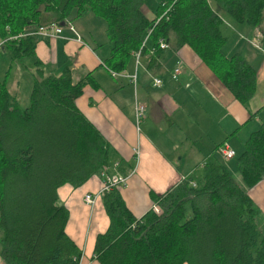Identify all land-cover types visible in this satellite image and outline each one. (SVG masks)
Here are the masks:
<instances>
[{
    "label": "trees",
    "instance_id": "16d2710c",
    "mask_svg": "<svg viewBox=\"0 0 264 264\" xmlns=\"http://www.w3.org/2000/svg\"><path fill=\"white\" fill-rule=\"evenodd\" d=\"M169 3L160 1L148 21L141 13L144 0H0V38L24 34L7 40L0 58L5 52L10 62L33 57L37 67L28 107H20L7 87L10 67L0 81L4 263L78 264L81 252L66 234L69 212L58 190L81 187L111 160L110 145L75 105L87 83L96 86L91 74L73 83L69 67L57 75L46 71L36 58L37 37L28 33L91 13L106 22V65L116 72L143 40L140 54L153 67L163 51L157 41L168 44L173 37L176 47L187 46L246 108L255 91V70L240 56L223 54L224 20L261 28L263 36L264 0H176L156 21ZM237 154L238 180L215 155L163 194L150 193L158 214L150 209L136 218L118 189L104 193L109 227L95 239L97 264H264V235L255 227L258 211L248 194L264 179V122L248 133Z\"/></svg>",
    "mask_w": 264,
    "mask_h": 264
},
{
    "label": "crops",
    "instance_id": "0c3cea01",
    "mask_svg": "<svg viewBox=\"0 0 264 264\" xmlns=\"http://www.w3.org/2000/svg\"><path fill=\"white\" fill-rule=\"evenodd\" d=\"M159 2L151 9L145 3L141 7L148 21L153 20ZM71 22L79 39L67 29L55 39L40 36L36 58L46 71L56 75L69 67L73 83L91 74L96 86L87 83L75 105L110 145L109 167L127 177L118 193L134 217L142 216L153 207L150 193L161 195L173 188L203 162L213 159L222 143L233 153L239 152L248 133L264 120L261 28L235 26L224 20L223 31L230 30L238 38L252 39L256 34L261 35V39H257L259 49L251 47L258 52H254L256 59L252 64L246 61L250 54L247 49L240 54H229L240 56L255 70V91L244 108L187 46L176 47L173 37L153 67L147 65V57L141 54L135 65L131 53L123 70L116 72L106 65L110 57L108 39L107 42L98 40L92 27L84 32L80 21L77 28L73 19ZM102 29L105 31L106 25H102ZM240 40L234 42L235 49ZM178 63L181 64L180 75L172 81L169 76ZM133 74L134 84L126 78ZM153 79H159L161 86L153 87ZM135 104L144 109L138 130L133 118ZM136 147L138 157L133 161L132 149ZM233 177L238 180L237 174ZM100 188L101 179L96 175L79 188L65 185L58 190L59 201L69 212L66 234L81 252L80 264H97L93 257L95 239L109 227L101 199L92 207L84 203L86 194H97ZM252 191L255 195L264 193V179L248 190L249 196ZM0 264L6 263L0 258Z\"/></svg>",
    "mask_w": 264,
    "mask_h": 264
},
{
    "label": "rangeland",
    "instance_id": "374dc122",
    "mask_svg": "<svg viewBox=\"0 0 264 264\" xmlns=\"http://www.w3.org/2000/svg\"><path fill=\"white\" fill-rule=\"evenodd\" d=\"M159 1H162V0H145L144 3L146 4L148 9H151ZM89 19H91L93 21H97V23H99V25H93ZM78 21H80L81 25H83V28H84L83 31L84 32L87 30V28L92 27L93 32H94V36L96 38H98V40L103 39L107 42L105 31H104V29H102V25L103 26L106 25V22L104 20L96 18L92 14L87 13L80 18H74L73 17V23L76 26V28L78 26ZM227 22H229V21L227 20ZM232 25H234V24H232ZM246 27L250 28V29L252 28L250 26H246ZM77 30L80 33V36L83 37V33H81V31L79 29H77ZM223 34L227 37V43H226V46L224 47L225 49H223L224 54H227L228 56H229V54H231V52H233L232 54H238V53L240 54L241 50L247 49V51H250V54L246 60L247 63L252 64L254 62V60L256 59V54L254 52H256V53H258V52L255 51L254 49H252L251 47H253L252 44H254V43L257 44V41L255 42V39H261V35L259 38H256V35H255L254 38H252V39H248L245 36H240V38L242 39V41H241L240 38L236 37L237 35L235 36V34L232 33L230 30L225 31V32L223 31ZM236 40L237 41L240 40V43H239V46L237 49H235L233 47V46H235L234 42ZM97 42H101V41H97ZM262 48H264V44H263ZM262 53L264 55V52H262ZM134 63H135V65H137L138 59L137 60L134 59ZM9 67H10V72H9L8 77H7V82H6L7 87L9 89L10 93L15 94L17 96L20 107H22V108L28 107V105L30 103L29 102L30 91H31V87L33 84L34 75H35V72L37 69V67L35 66V58L25 57L21 60L10 62L9 53L8 52L3 53L1 55V58H0V81H2L5 78V74H6ZM47 74H49V73H47ZM179 75H180V73H179ZM177 77H176V79H177ZM263 122H264V120H262V123ZM234 154H235V157L233 158ZM238 154L233 153V155H232L233 159L231 158L232 160L230 158L229 159L224 158L227 161H225V160L219 161L220 164H222L223 166H225V168H227V170L231 174V176H234L237 174L236 173L237 169H236V165H235V158ZM254 192L255 191L250 192V196L253 199L252 200L253 206L258 211V215H257L256 221H255V227L261 235H264V193L255 195L256 192L255 193ZM100 199L102 200L101 196L99 197V200ZM59 202H61V201H59Z\"/></svg>",
    "mask_w": 264,
    "mask_h": 264
},
{
    "label": "built area",
    "instance_id": "2783aa9c",
    "mask_svg": "<svg viewBox=\"0 0 264 264\" xmlns=\"http://www.w3.org/2000/svg\"><path fill=\"white\" fill-rule=\"evenodd\" d=\"M175 1L176 0H170V3L168 5L162 6L163 10H162L161 14L159 15V17H157L156 21H158L159 19H161L163 16H165L168 13L171 5L173 3H175ZM64 29H67L69 32H71L73 35H75L77 37V39H79L78 34L76 33L75 29L72 26L71 20H65L62 22L47 23L45 25L38 27L35 31L28 33V35H30V36L33 35V36H36L37 38L41 36L43 38L55 39V38L59 37L60 35H62ZM23 36H24V34L23 35L21 34L17 37H23ZM17 37H13V38H17ZM259 37H260V34H256V38H259ZM13 38H7V39L0 38V51L3 49L6 41L11 40ZM256 41H257V39H255V42ZM144 44H145V40H143L142 44L140 45V48L137 51L132 52L133 58L135 60H137L139 58L140 49L144 46ZM252 46L256 49H259V47L256 43L252 44ZM157 47L159 50H166V49H168V44L164 40L159 39L157 41ZM179 73H180V63H178L175 66V68H173V70L169 76L170 79L172 81H175L176 77L179 75ZM126 78L129 79V81L132 84L135 83V74L128 75V76H126ZM152 86L156 87V88L160 87L161 86L160 80L159 79H153L152 80ZM143 112H144V109L141 105H139V104L134 105V107H133V118H134V126H135L136 130H138V125H139L140 120L143 116ZM215 155L217 157H219L221 160L226 161V159L232 158L233 152L225 144H223L222 146H220L216 149ZM132 156H133V161H136V159L138 157V148L137 147L132 149ZM224 158H226V159H224ZM114 168H115V166H114ZM98 176L101 179V188H100L99 192L97 194L88 193L84 196V203L88 206H91V207L94 206L96 200L100 196H102L104 193H110L113 190L123 188L125 186V182L127 179L126 176L118 174L117 172H115V169H112L111 167L101 170L99 172ZM151 210L156 214L159 213V211L155 205H153V207H151ZM78 264H80V263H78Z\"/></svg>",
    "mask_w": 264,
    "mask_h": 264
}]
</instances>
